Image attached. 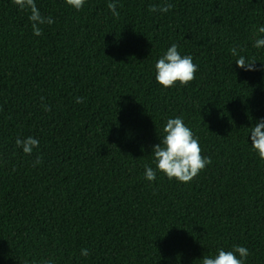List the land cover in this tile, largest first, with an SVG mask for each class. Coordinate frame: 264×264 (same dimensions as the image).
I'll list each match as a JSON object with an SVG mask.
<instances>
[{
	"label": "trees",
	"instance_id": "trees-1",
	"mask_svg": "<svg viewBox=\"0 0 264 264\" xmlns=\"http://www.w3.org/2000/svg\"><path fill=\"white\" fill-rule=\"evenodd\" d=\"M35 2L55 20L40 36L29 10L0 0V264H202L236 245L264 264V160L250 133L264 119V0H167L166 13L148 10L165 0H115L119 19L111 0ZM173 43L199 70L164 88L154 66ZM176 117L212 163L189 183L149 181ZM28 136L31 155L16 146Z\"/></svg>",
	"mask_w": 264,
	"mask_h": 264
},
{
	"label": "clouds",
	"instance_id": "clouds-1",
	"mask_svg": "<svg viewBox=\"0 0 264 264\" xmlns=\"http://www.w3.org/2000/svg\"><path fill=\"white\" fill-rule=\"evenodd\" d=\"M12 3L19 7L21 11L29 10L28 19L31 21L33 34L40 36L43 34L42 25H51L55 20L49 15L44 16L36 5L35 0H12ZM71 7L79 10L85 0H66ZM112 15L119 19L120 12L117 10L115 0L107 5ZM174 6L167 0L162 5H150V12L166 13ZM253 47L264 48V26L256 30ZM229 51L233 56H238L236 64L246 71H255L256 58L250 60L243 55H239L241 49L230 47ZM155 80L164 88L175 87L177 84L186 86L195 79V73L199 70V65L194 63L191 55H181L178 45L173 43L155 63ZM83 97H76V102H83ZM46 111H51L50 106L45 105ZM163 135L160 142L153 146V159L155 169L145 165V179L155 181L157 171L163 173L169 180L175 179L181 183H189L199 175L209 164L211 157L204 156L200 146L199 137L188 127L181 117L169 118L163 127ZM251 147L257 152L259 158L264 160V119H261L250 129ZM16 146L22 148L26 155H31L35 148H39L40 142L37 138L28 136L27 138H17ZM42 158L37 157L33 167L41 164ZM214 256H203L202 264H245V260L250 255L246 247L236 245L232 250H217ZM238 254V255H237ZM82 256H88L87 249H81ZM35 264V262H34ZM41 264H52L50 260H43Z\"/></svg>",
	"mask_w": 264,
	"mask_h": 264
}]
</instances>
